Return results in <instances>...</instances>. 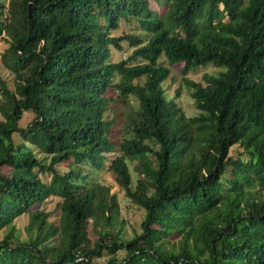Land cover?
<instances>
[{
    "label": "trees",
    "instance_id": "1",
    "mask_svg": "<svg viewBox=\"0 0 264 264\" xmlns=\"http://www.w3.org/2000/svg\"><path fill=\"white\" fill-rule=\"evenodd\" d=\"M0 40V264H264V0H0Z\"/></svg>",
    "mask_w": 264,
    "mask_h": 264
},
{
    "label": "rangeland",
    "instance_id": "2",
    "mask_svg": "<svg viewBox=\"0 0 264 264\" xmlns=\"http://www.w3.org/2000/svg\"><path fill=\"white\" fill-rule=\"evenodd\" d=\"M153 8H156L158 10L159 8L154 5ZM119 31H112L113 35H117ZM4 42L0 40V48L3 46ZM123 47L126 45L124 43L121 44ZM129 49L122 50L120 53H117V51H114V49H111V60L116 61L119 59V57H125L126 54L128 53ZM217 69L216 67H213L212 65H207L204 66V68H198L195 70V72L191 73L190 76L198 79L200 78V74L203 70L205 71H212ZM0 77L3 78L8 86L11 85V74L9 73L8 70H6L4 67L0 65ZM170 79H167L166 81L163 82V85L165 87V92L168 97H174L176 94V89L179 88V94L177 95L176 99H174L183 107L184 112L187 115H192L195 113V110L192 106L191 99L188 96V92L184 89L183 85L181 84L179 74L175 71H171L170 73ZM179 86V87H178ZM130 103L135 104V101L130 97ZM113 106V111L115 112V119L116 121H120L119 119L121 118L120 112L122 111V105L121 103H117L112 105ZM26 116H29L28 113H24L23 118ZM120 128V122L116 123L113 125L114 133L118 135V131ZM36 156H41L40 152H37L35 150ZM46 161V160H45ZM59 172L63 171L64 167L61 166H56ZM96 177L103 179L105 181L111 182L112 186L110 188V191H116V200H117V205H118V213L119 217L121 218V234L124 238L130 237L132 234L133 230H138L139 228V220L141 218V210L137 205H134L130 203V201L121 193V191L117 190L116 184H114L111 180V177L108 173H104L103 171H99L95 173ZM45 208L47 210H54V200L47 201L45 203ZM54 213V212H52ZM25 221L24 215H20L15 218L14 220V225L16 227H21L22 224ZM5 230L0 229V237L4 234Z\"/></svg>",
    "mask_w": 264,
    "mask_h": 264
},
{
    "label": "clouds",
    "instance_id": "3",
    "mask_svg": "<svg viewBox=\"0 0 264 264\" xmlns=\"http://www.w3.org/2000/svg\"><path fill=\"white\" fill-rule=\"evenodd\" d=\"M225 19V18H224Z\"/></svg>",
    "mask_w": 264,
    "mask_h": 264
}]
</instances>
